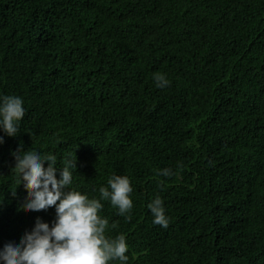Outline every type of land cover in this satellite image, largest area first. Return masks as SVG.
<instances>
[{"label": "trees", "instance_id": "obj_1", "mask_svg": "<svg viewBox=\"0 0 264 264\" xmlns=\"http://www.w3.org/2000/svg\"><path fill=\"white\" fill-rule=\"evenodd\" d=\"M0 95L25 109L0 133V248L55 218L23 208L22 145L72 151L89 198L129 177L128 219L101 201L127 264H264V0H0Z\"/></svg>", "mask_w": 264, "mask_h": 264}, {"label": "clouds", "instance_id": "obj_2", "mask_svg": "<svg viewBox=\"0 0 264 264\" xmlns=\"http://www.w3.org/2000/svg\"><path fill=\"white\" fill-rule=\"evenodd\" d=\"M153 79L157 88L169 85L163 74H156ZM24 116V101L20 96L0 95V133L10 138L19 135ZM0 143H3L2 137ZM21 148L19 145L11 156L15 188L23 185L27 189L28 198L23 208L39 212L54 207L55 218L51 225L37 218L31 231H26L18 242H6L0 248V264H110L117 260L127 264L126 237L119 234L113 238L105 234L109 221L101 215L104 208L101 201L110 202L119 215L128 219L133 208L129 177L110 175L107 186L99 187V198H89L70 187L76 173L72 151L63 156L62 166L57 167L56 155ZM157 175L169 177L173 172L169 168L157 169ZM147 208L154 225L168 227L169 218L159 196L153 198Z\"/></svg>", "mask_w": 264, "mask_h": 264}]
</instances>
